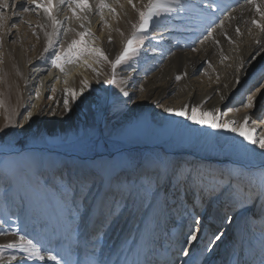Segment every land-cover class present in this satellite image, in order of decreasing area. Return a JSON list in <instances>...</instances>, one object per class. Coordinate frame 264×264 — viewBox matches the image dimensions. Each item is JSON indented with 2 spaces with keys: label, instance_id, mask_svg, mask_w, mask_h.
Segmentation results:
<instances>
[{
  "label": "rangeland",
  "instance_id": "rangeland-1",
  "mask_svg": "<svg viewBox=\"0 0 264 264\" xmlns=\"http://www.w3.org/2000/svg\"><path fill=\"white\" fill-rule=\"evenodd\" d=\"M66 1L55 0L56 8ZM208 1L200 4L199 0H165L163 4L161 0H142L140 5L132 8L133 18L118 27L123 39L119 41L116 32L113 37L104 38L105 50L98 56L79 31L61 29L60 25L57 29L51 27L55 17L51 0H0V264H58L62 260L60 250L55 246L51 247L52 250L47 249L45 242L49 236L58 240L65 234L72 236L75 242L71 248L73 264L105 263L142 228L152 196L146 191L156 180L154 172L161 168L160 161L166 152L172 154V165L167 177L170 187L164 199L168 195L179 196V184L184 182L182 179L177 182L175 173L180 169L188 170L193 159L203 163L206 162L204 158L215 157L216 161L205 163L220 165L218 172L210 175H218L225 183L229 181L231 177L226 176L224 170L230 157L222 154L217 140L218 130L212 128L207 133H198L194 125L199 117L197 113L188 124H169L166 127L168 140L162 144L123 146V137L129 135L110 132L125 111L132 108L134 101H138L139 91L144 87L140 79L136 82L133 76L130 78L132 71H136L139 78L156 76L164 81L173 80L177 87L174 93L168 92L157 104L154 113L166 101H172L179 89L180 73L172 70L177 52L186 48L191 54L205 57L192 77L193 91L198 98H203L212 90L216 80L234 69L230 65L241 58L239 54L249 51L260 40L264 33V9L257 10L255 0L209 1L208 7L223 11V14L220 19L205 24L199 19L203 18ZM85 2L82 9H90L87 0ZM228 2L233 3L226 9ZM68 18L72 22L82 19L81 14L72 10L64 22H68ZM236 19L244 26L240 33L231 36ZM200 25L201 29L197 30ZM108 46L113 48L106 50ZM22 52L28 64L47 69L62 68L85 58L96 62L100 71L90 68L95 78L93 85L86 84L84 77L79 82L83 87H90L86 102L62 100L55 102L47 113L48 102L54 97L50 92L39 103L32 122L22 127L21 119L26 115L22 110L24 82L18 72ZM259 66L255 75L250 73V86L240 97L243 106L253 102L255 96L260 98V104H264V69ZM180 69L185 70L184 66ZM190 69L195 70L192 66ZM134 86H137L136 96L128 103V108L126 106L121 111L124 91ZM181 99L173 101L176 104ZM240 110L243 111L239 104L237 111ZM148 113L142 108L137 116L148 117L153 125L160 127L159 117ZM153 130L148 127L147 134H153ZM8 153L14 154L6 155ZM121 153L125 154V163L119 165L117 156ZM193 155L196 158L189 159ZM198 168L196 172L205 177L208 171L201 172L205 169L202 165ZM254 172L252 168L242 166L237 178L232 176L230 185L234 188L233 194L238 193V198H243V193L253 201L257 198L254 188L260 176ZM262 194L259 201L264 206ZM181 195H184L183 191ZM210 195L203 198L200 206L196 205L191 215V210L188 211L182 201L170 202L169 207L166 204L168 212L164 207L160 210L158 228L164 229L165 218L171 219L175 214L180 220L182 217L178 230L158 239L165 248L149 246L137 251L134 263L182 264L187 250L192 256L190 238L196 233L197 217L211 202ZM243 203H235L232 209H226L219 202L215 204L212 217L220 216L221 225L217 231L208 223L201 227L202 238L209 234L203 254L209 252L216 236L227 230L232 211ZM237 223L235 228L244 231L245 249L252 247L250 241L256 233L264 232L260 222L255 225L246 219ZM153 235V240L158 241ZM223 242L225 245L213 264H241L242 258L236 255L241 246L239 235L231 231ZM215 246L213 252L217 251ZM248 253L246 251L243 258ZM254 257V254L250 257L251 264L259 259Z\"/></svg>",
  "mask_w": 264,
  "mask_h": 264
},
{
  "label": "bare ground",
  "instance_id": "bare-ground-1",
  "mask_svg": "<svg viewBox=\"0 0 264 264\" xmlns=\"http://www.w3.org/2000/svg\"><path fill=\"white\" fill-rule=\"evenodd\" d=\"M161 1L163 4L165 3V0ZM199 1L200 4L207 2V0ZM209 1L213 2L214 0ZM209 1L204 9L203 18L199 19V21L203 20V23L205 24L217 20L223 14V11L217 12L215 8L208 7V4L210 3ZM81 2L86 3L85 0H67L65 4L57 6L56 8L55 0H51L55 17L50 25L55 29L60 25L62 26L61 29L67 28V30L74 29L79 31L83 36L85 35L88 41L87 44L91 50H93V53L95 52L96 55L100 56V52H102L103 49L105 50L103 45L104 38L113 37V34L116 32L119 41L121 38L123 39V36L121 35L123 33L117 31L118 27L120 26V23L126 25L129 22V18H133L134 11L132 8L136 5H140L142 0H87L88 5H90V9L87 10L82 9L83 3ZM232 3L233 2H228V5L225 6L226 9H229V6ZM254 4V6L257 7V10L260 11L264 9V0H255ZM70 10L76 12V14H81L82 19L80 22H72L69 18L68 22H64V18L67 13L69 14ZM234 22L233 33L231 36L235 33H240L241 27L244 26V24L237 22V19ZM201 25L197 27V30L201 29ZM112 48L113 47L108 46L106 47V50ZM224 51L225 49L223 52ZM23 53L24 52L21 53L22 59L18 71L22 74L21 76L24 82L22 89L25 94L22 110H25L24 112H26V115L21 119L22 127L26 123L28 124L32 122V119L35 117L39 108V103L46 99L50 92H53L54 97L48 102L49 109L47 113L52 110L55 102H61L62 100L65 102H69L70 99L76 102H86L85 99L89 94L88 89L90 87H83L79 85V82H81V78L84 77L86 84L93 85L95 82L93 79L95 78L92 76L93 72L90 71V68L94 67L96 71H100L97 70L99 69V66H97L96 62L92 59L85 58L78 60L74 64L69 63L62 68L54 67L47 69L45 67H36L32 64H28ZM176 54L177 55L174 56L175 59L172 70L174 73H180L179 79L181 82L178 91L172 96V99L178 100V98L181 97L183 98L181 99V102L175 104L173 100L166 101L162 107L157 108L153 113L152 111L156 108L157 104L165 98L166 94L168 92L174 93V90H176L177 87L173 85V80L164 81L165 79L162 78V80H160L157 79L156 76L139 78L136 75V71H132L129 74L130 78L133 76V81L136 80V82H139L140 79L142 87H144H141L142 89L139 91V94L141 95L139 96L138 101H134L135 103L132 108L125 111L121 116L122 118L113 125L110 132L115 135L119 133H126L129 135L123 137V146H131L133 144H146L148 146L159 143L162 144L164 141L168 140L166 127H168L169 124H172V122L176 125H179L181 122L188 124L190 119L194 117V113H197L199 117L196 123H194V125H196V131L204 134L209 132L212 128L218 130L217 140L222 147V154H227L230 157L226 170H224V174L231 178L232 176H236V179L237 174L241 171V167L243 166L244 168H252L255 171L254 173L260 176V180L258 181L256 188H254L257 198L253 201L246 197V193H243V198L241 196L238 198V193H235L234 195L232 192L234 188L230 185V180L233 179L230 178L229 181L225 183L224 181L222 182L220 179L221 177L218 175H216V177L211 176L213 173L216 174V172H218L217 169L220 168V165L218 167L216 166V163H214L213 166H208L205 163H209L211 160L216 161V158L214 157L209 159L204 158L206 162L203 163H200L199 160L193 159V164L188 170L180 169L177 171L174 178H176L177 182L180 181V179L184 182L183 185L182 183L179 184V187L181 186V190L179 191L180 194L178 197L173 195L170 197L168 195L167 199H164L165 192H167L170 187V180L167 177H169V173H171L172 165V154L166 152L167 155L160 161L161 168L156 169L154 172L156 180L151 183L152 185L149 186L150 188L146 191V194L152 196L150 202L147 204L148 211L145 213V221L142 224V228L131 240H127L128 242L125 245H122L118 252L112 254L108 260H105V263L103 264H135L134 255L137 251L140 252L142 249L149 248V246L159 249L165 248L162 241L159 242L158 239L166 236V234L170 235L175 233L179 228V224L182 222V217L180 220V217L173 214L171 219L169 217L165 218L166 227H164V229H159L158 227L160 225H158L157 219L160 210L164 207V209L167 210L166 212H168L167 208L169 207V203H175L177 200L178 203L182 201V204H186L185 208L188 211L191 210V215L195 211L196 205L200 206L203 198L207 197L209 193H211V202L207 205V209L197 217L198 220L195 228L196 233L194 232L195 234L190 238L191 243L189 249H192V256L188 255L187 250L185 253L186 259L182 264H213L217 253L220 252V250L222 251V248L225 245L223 242L225 236L231 231H234L236 235H239V238H241V246L236 250V255L242 258L241 264H251L250 257L253 254L255 255L254 259L256 257L259 259L257 261L253 260L252 264L253 262L254 264H264V232L260 230L259 233H256L255 238L253 237L252 241H250L252 247L249 246L245 249L243 245L245 239L244 231L235 228V224H238V220L245 221L246 219H250L255 225L260 222L261 226H264V206L263 203L259 201L261 193H263L262 195L264 196V104H260V98H257L256 96L253 102L250 101L251 103H248L246 106H243L240 103V97H242L246 88L250 86V73L255 75L258 72L259 65V67L264 69V33L253 48L239 54L241 55V58L234 62L236 64L230 65V67H233L234 69L232 71H226L224 78L216 80L212 90L203 98H198L196 92L193 91L194 85H192V77L198 70L197 68L203 63L205 57L191 54L186 48H183L182 51H179ZM204 55L206 56L207 54ZM236 65L237 67H235ZM181 66H184L185 70H181ZM190 66L194 67L195 70L190 69ZM136 92H138L137 86L132 87L131 90L126 89L124 91V101H122L123 107L121 108V111H123L122 109L126 106L128 108V103L134 98ZM171 104H173V107H171ZM239 104L243 111H237V105ZM142 108H146L147 113L149 112L148 115L153 113V116L159 117L162 125L160 127L155 126L150 122L148 117L142 119L137 116ZM54 110H56V107ZM148 127L154 129L153 134H147ZM143 140L144 142L142 143ZM217 153H219V151H217ZM13 154L14 153H8L6 155L11 156ZM123 155L125 156L124 153L118 154L117 164L121 165L125 163ZM193 156H190L189 159L196 158V156ZM201 165L205 168L202 169L201 172L208 171L204 175L206 178L202 175L200 176L196 172L199 171L200 167L198 168V166ZM8 168L10 169L9 166ZM210 170L212 172H210ZM208 178L209 180L207 181ZM212 179H214V181ZM229 189L231 191H229ZM181 191L184 192V195H181ZM166 201H168V203ZM217 202L224 204L223 207L226 209H232L235 203H244L240 208L232 211V214L229 217L230 224L228 225L227 230L222 233L220 232L216 236V241L210 246L209 252L205 255L203 253L206 244L209 241V234L202 238V235H200L202 231L201 227L204 226L205 223H208V226H210L211 229H216V231L220 227V216L212 217L214 216L213 210L215 209V204ZM166 204H168V207ZM252 232L255 233L256 230H253ZM152 235L158 241L153 240ZM86 240L87 237H85V241ZM74 243L72 236L68 237L66 234L62 237L59 236L58 240L49 236L48 240L45 242V247L51 249L52 246H55L58 251L60 250V258L62 260H60V262L58 261V264H73L74 258L72 256L71 248L74 247ZM213 246L216 247V252H213ZM225 249L228 248L225 247ZM246 251L247 253L249 251L250 254L248 253L246 257L244 256L243 258V254ZM196 256H199L198 260H196ZM199 259H202V261Z\"/></svg>",
  "mask_w": 264,
  "mask_h": 264
}]
</instances>
